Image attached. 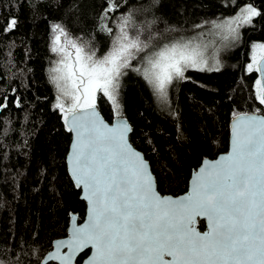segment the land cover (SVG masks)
<instances>
[{"label": "trees", "instance_id": "trees-1", "mask_svg": "<svg viewBox=\"0 0 264 264\" xmlns=\"http://www.w3.org/2000/svg\"><path fill=\"white\" fill-rule=\"evenodd\" d=\"M120 3L106 21L114 32L121 15L132 11L138 22L155 21L152 31L175 29L166 33L169 40L190 35L198 30L194 25L231 16L249 3L261 13L240 29V39L223 53V67L186 70L187 79L174 83L167 103L158 102L143 76L133 70L139 58L122 76L119 116L130 123L129 139L148 160L157 190L177 195L186 190L191 170L203 157L227 149L232 116L257 109L264 113L255 98L258 72L247 71L252 45L264 44V0ZM106 7V0H0V104H7L0 108V264H39L52 240L66 235L70 214L84 215L85 202L66 167L70 132L64 114L54 107L57 92L49 69L59 57L50 50L51 28L61 24L102 57L113 38L100 30ZM12 17L17 23L6 32ZM96 106L109 122L117 116L103 94ZM198 226L203 229L204 221Z\"/></svg>", "mask_w": 264, "mask_h": 264}, {"label": "snow or ice", "instance_id": "snow-or-ice-1", "mask_svg": "<svg viewBox=\"0 0 264 264\" xmlns=\"http://www.w3.org/2000/svg\"><path fill=\"white\" fill-rule=\"evenodd\" d=\"M100 30L112 36L102 57L82 37H73L61 24H53L51 52L59 59L49 69L57 92L54 107L64 114L74 134L69 163L77 187L88 201L87 222L74 226L71 237L54 242L48 258L73 264L77 253L89 246L85 264H264V114H236L231 126V151L216 161H204L191 180L190 192L178 199L161 196L146 161L127 143L130 131L123 121L110 127L96 110L103 93L119 113L120 78L132 67L166 99L176 80L187 79L188 69L218 71L215 53L196 38L169 40L152 31L155 21L138 22L130 11L122 14L114 32L109 13L120 0H106ZM261 13L251 3L231 17L194 25L223 41H238L240 29ZM17 20H9L6 32ZM247 71L260 73L254 82L255 98L264 105V44H253ZM142 54V55H141ZM5 99H7L5 97ZM17 106L19 102L17 101ZM7 104H0V108ZM208 229L196 230L197 218ZM67 252H61V248ZM167 257V258H166Z\"/></svg>", "mask_w": 264, "mask_h": 264}, {"label": "water", "instance_id": "water-1", "mask_svg": "<svg viewBox=\"0 0 264 264\" xmlns=\"http://www.w3.org/2000/svg\"><path fill=\"white\" fill-rule=\"evenodd\" d=\"M263 54H264V50H263ZM258 75L260 76V73H258ZM96 110L97 112L99 113L101 119H103V121L108 124L110 127L112 126H115L116 124L120 123L121 121L125 122L128 126V128L130 129L131 131V126H130V123L129 121L122 117V116H116L112 119L111 122L107 121L103 116L102 114L100 113V111L98 110L97 106H96ZM244 113H247V114H253L255 112H241V113H238V114H244ZM261 114H264V113H261ZM236 115V114H235ZM234 116L231 117L230 121H229V126H228V144H227V149L225 151H222L220 153H218L215 157L213 158H210V157H203L199 163V165L195 168H193L190 172V176L187 180V188L184 192L180 193V194H177V195H173V194H162L160 193L158 190H157V187H156V180H155V176L154 174L152 173V170H151V167H150V164L148 162V160L144 157V154L138 150L130 141L129 139V134H130V131L127 132V143L132 147L133 150H135L136 152H139L142 156V158L146 161L147 165H148V170L149 172L151 173L152 175V178L155 182V190L157 191V193L161 196H167V197H171L173 199H178L182 196H185L187 195L190 190H191V180L195 174L196 171H198L202 166H203V163L205 160L209 161V162H214L216 161L220 156L222 155H226L228 154L230 151H231V126L234 122ZM67 127V126H66ZM73 138H74V134L70 132V141H69V145H68V150H67V153H66V167H67V171H68V174L70 175L73 183L75 184L76 186V182L72 176V173H71V166H70V163H69V155H70V151H71V145H72V142H73ZM76 188H79L80 189V193H79V198L84 200L85 202V212H84V216L83 218H80L78 216V214L76 213H71L70 214V218H69V222H68V226H67V233L66 235L64 236H61V237H57L55 239L52 240V244H51V248L44 254L43 258L41 259L40 263L39 264H49L50 262H55L56 264H59V261L58 260H55V259H49L48 258V255L49 253H52L54 252L56 249H55V245H54V242L56 241H60V240H67L71 237V233H72V229L74 226H81L83 224H85L87 222V218H88V209H89V205H88V201L84 198V193H83V189L82 187H77ZM200 220H203L204 221V228L201 229L199 228L198 226V223ZM195 228L197 231L203 233L205 231H207L208 229V225H207V220L205 218H197L196 220V223H195ZM60 251L63 253V252H67V248L64 247V248H61ZM84 251H88V253L83 257V259L81 260V262H76V258L81 254L83 253ZM92 254V249L91 247L89 246L88 248L84 249L82 252L80 253H77L76 257H75V260L73 262V264H85V261L91 256ZM167 258V257H166Z\"/></svg>", "mask_w": 264, "mask_h": 264}, {"label": "rangeland", "instance_id": "rangeland-1", "mask_svg": "<svg viewBox=\"0 0 264 264\" xmlns=\"http://www.w3.org/2000/svg\"><path fill=\"white\" fill-rule=\"evenodd\" d=\"M247 5V4H246ZM245 5L241 6L240 8L244 7ZM238 8L237 11L233 14L235 15L238 10L240 9ZM231 15V16H233ZM231 16H227V17H231ZM211 28V26H207V27H204L203 29H198L197 31H195L194 33L190 34V35H187V36H181V37H184L186 39H191V38H196L197 39V42H203V43H206L209 45L208 49H207V53L206 55H208L209 57L212 56L213 53H215L216 55V58L219 60V68L223 67L224 63H225V60H224V56L223 53L228 50L229 48H231L234 43L236 41H223L220 39V37H217V36H214V35H211V34H207L203 37H200L198 34L200 32H205V33H208L209 29ZM241 34V32H240ZM260 50L259 48L255 49V54L257 57L260 56ZM263 52V50H262ZM55 54V53H54ZM57 59L59 58H56L54 61H56ZM53 66V64H52ZM122 81V77L120 78V83ZM177 81V80H176ZM174 81L173 84L171 86H169L168 88V94H167V98L166 99H161L157 96V100L158 102H161V103H167L168 102V97H169V92H170V89L172 88V86L174 85V83L176 82ZM147 82V81H146ZM149 87H151L149 85ZM151 89L153 90V88L151 87ZM154 91V90H153ZM173 92V88H172V91H171V94ZM155 93V92H154ZM100 94H103V93H100L98 92L97 93V97L100 96Z\"/></svg>", "mask_w": 264, "mask_h": 264}, {"label": "bare ground", "instance_id": "bare-ground-1", "mask_svg": "<svg viewBox=\"0 0 264 264\" xmlns=\"http://www.w3.org/2000/svg\"><path fill=\"white\" fill-rule=\"evenodd\" d=\"M84 216V215H83ZM83 218V217H82Z\"/></svg>", "mask_w": 264, "mask_h": 264}]
</instances>
